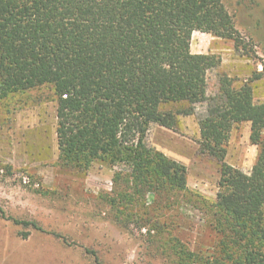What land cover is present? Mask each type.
<instances>
[{"label": "trees", "instance_id": "trees-1", "mask_svg": "<svg viewBox=\"0 0 264 264\" xmlns=\"http://www.w3.org/2000/svg\"><path fill=\"white\" fill-rule=\"evenodd\" d=\"M194 32L241 43L222 0H0V100L49 89L62 162L81 171L96 161L129 168L116 173L107 204L130 207L146 194L191 204L221 237L210 264H264V103L254 102L251 83L235 86L226 75L208 96V72L221 58L192 53ZM201 104L200 153L220 166L214 204L189 191L186 166L147 144L152 125L178 133ZM243 123L258 148L250 174L226 162ZM0 217L33 227L2 209Z\"/></svg>", "mask_w": 264, "mask_h": 264}, {"label": "rangeland", "instance_id": "rangeland-1", "mask_svg": "<svg viewBox=\"0 0 264 264\" xmlns=\"http://www.w3.org/2000/svg\"><path fill=\"white\" fill-rule=\"evenodd\" d=\"M222 2L235 22L239 47L201 32H194L191 41L192 53L221 58L220 67L208 72V96L217 94L226 75L235 86L251 83L254 102L264 103V0ZM56 111L45 88L0 100V209L33 224L20 226L0 217V264H95V258L102 264H210L220 257L221 237L198 207L172 205L153 194L121 209L107 204L116 173L128 174L129 168L96 161L81 171L62 162ZM205 114L206 105H198L195 115L180 119L178 133L152 125L147 144L186 166L189 191L214 204L220 166L198 145ZM250 133V123L233 128L226 158L246 174L258 156ZM185 249L198 260H181Z\"/></svg>", "mask_w": 264, "mask_h": 264}]
</instances>
